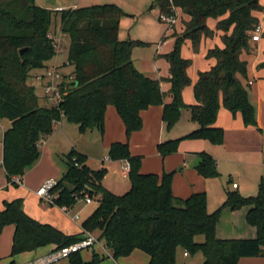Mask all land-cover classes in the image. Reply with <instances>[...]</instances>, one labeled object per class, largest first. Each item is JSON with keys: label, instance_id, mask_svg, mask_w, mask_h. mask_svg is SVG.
Listing matches in <instances>:
<instances>
[{"label": "trees", "instance_id": "16d2710c", "mask_svg": "<svg viewBox=\"0 0 264 264\" xmlns=\"http://www.w3.org/2000/svg\"><path fill=\"white\" fill-rule=\"evenodd\" d=\"M156 6L160 15H175V9L180 8L189 17L183 22L182 32L175 34L172 49L163 54L169 64V102H164L166 92L161 89L160 79L135 67L132 49L144 42L119 37V22L125 13L116 4L51 10L35 0H0V120L11 123L3 134L2 166L7 182L14 176L21 177L38 160L39 144L53 132L56 121L64 117L81 131L97 128L102 132L109 104L115 106L127 138L141 129L140 111L149 105H162L166 129L179 120L183 108H188L197 127L159 142L157 150L162 157L176 151L184 138L221 144L223 129L215 125L221 106L233 114L239 112L245 126L257 125L247 85L238 75H247V62L241 54L251 48L252 31L259 24L254 12L263 10L260 0H156ZM55 11L60 12L62 33L69 37L67 63L73 67V77L63 82L65 88L58 104H41L28 78L32 70L48 67L56 54L55 40L50 36ZM210 18L216 20L222 47L215 45L207 50L206 57L214 58L215 63L198 72L193 84L196 102L187 105L182 93L191 83L187 72L191 59L183 57L180 48L189 39L192 49L198 51L202 38L213 37ZM258 66L264 69V61ZM196 154L194 168L199 174L219 175L211 154ZM109 158L125 159L130 164V187L126 192L116 194L105 188L102 179L106 168H91L86 155L74 148L65 154L66 170L52 187L58 206L74 205L73 193L79 197L88 194L97 202L81 221L80 232L67 234L33 218L24 211L20 197L5 200L0 209V234L6 225L14 226L9 256L48 244L56 250L82 239L85 231L95 233L114 259L126 257L137 248L148 254L146 264H175L178 248L189 254L200 250L202 264H237L241 257L264 256V175L255 195L244 196L226 187L222 204L209 212L205 191L184 198L174 195V170L162 174L141 172L142 157L131 154L127 141L111 142ZM224 207H248L245 219L255 227L256 235L217 237L216 226ZM197 235L203 240L197 241ZM104 258L96 251L89 260L82 259L79 251L69 255L70 264H99Z\"/></svg>", "mask_w": 264, "mask_h": 264}, {"label": "rangeland", "instance_id": "374dc122", "mask_svg": "<svg viewBox=\"0 0 264 264\" xmlns=\"http://www.w3.org/2000/svg\"><path fill=\"white\" fill-rule=\"evenodd\" d=\"M35 2L37 5L49 8L51 10H57L59 6H62L63 8H69L73 5L87 6L92 4L105 3L116 4L125 13L120 18L119 37L121 39L132 38L143 41L144 44L133 47V59L136 63H138V66L141 67L142 71L149 72L152 75L156 74V70L153 65V51L157 46V42L160 41L161 36L165 31V28L168 26V24L160 18V12L158 7L156 6V0H35ZM181 15L182 16H180L179 18L180 25L183 24L182 18L186 19V16L183 13ZM176 22H178L177 16L175 23ZM214 23L215 19L210 18L208 24L212 28H214ZM261 27L264 33V18ZM50 35L58 43V48H56V54L48 61L47 64L48 66H58L60 71L64 74L65 79H68V77L71 75H69V73L72 71L73 67L72 65H69L67 63L69 37L66 34L62 33L60 29L59 11L53 12L52 23L50 26ZM204 38L206 39L209 37ZM204 38H202L200 41L198 51H193L191 41L189 39H186L182 43L180 48V52L182 55L192 59L191 66L189 68L191 83L183 89L182 93L184 98L183 100L187 103L193 101V79L196 78L199 71L205 70L209 67V63L205 59L206 51L204 52V47L209 42V40L204 41ZM214 39L218 40L219 38L214 37ZM205 42L207 43L205 44ZM161 57L164 56L162 55ZM44 71L45 69L32 70L31 75L28 78V82L34 86L35 92L39 96V102L41 104H50L47 98H45L43 82L37 77V75H40ZM247 89L249 98L256 112V105L252 99V89L250 86H248ZM187 94L189 101H187ZM150 107H159V105H149L143 110H147ZM179 119L180 121L178 123L176 122L177 124L175 123L170 129H166L165 125H163L165 132L164 134L169 133L170 135H173L185 132L187 125L192 124L190 120V111L188 108L182 109ZM57 124H59V122ZM153 129L155 130L157 129V127H153ZM108 138L109 137L106 138L104 129L102 132L97 128L81 131L76 123L71 122L66 118L62 117L61 127L59 128L56 125L54 132L44 142V144H47L50 149H46L45 152L43 146H41L40 152L42 154H40L38 162L30 170H26L27 172L24 174V176L22 178L20 177L21 182L19 184H14L11 181L7 182L4 169L2 168V166H0V186L2 183L8 185L7 189H2L0 187V193H4L6 190H8L9 192L22 191L25 188L24 186H28V184L34 185L40 182L42 184L46 181V177L49 176L48 174L52 172L54 168L57 170V172H54L53 176L55 180H58L66 166L65 154L71 148L82 150L86 155V163L93 169H96L100 166H108V164H110L111 172H109L108 174L106 172L107 175H104L102 179V185L106 186L111 190H114L115 192H117L116 194H122L126 192L130 187V181L128 177H122L123 175H121L120 173L121 159H111L109 161L108 157L110 143L107 144ZM129 138L126 137L125 133L124 141H127L129 151L131 152L129 146ZM188 140L191 139H181L178 144L177 150L165 156L167 157V161L176 167L173 176L177 173H179V176H182L184 174L182 173V170L183 168H185V163L182 159L177 160V158H175L174 156L179 154L182 143ZM200 141H202L206 148L215 150L213 151L214 153L211 154L214 158H216L217 170L219 171V175L205 177L199 174L197 170L193 168L192 176L190 174H184V177L186 176L185 181L189 183V185L192 184L193 187L205 191L207 200V210H209V212L213 211L222 204L225 199L224 187L228 186L230 189H232V182H236L239 185L238 190L240 194L244 196L255 195L257 193V183L259 176L260 174L264 175V142L263 144L256 145L254 139L248 140L247 142L249 143V145L246 146H250V150L252 151L249 152L241 150L235 155H221V153L218 151V149H220V146L218 144H214L208 139L200 138ZM157 144L154 145L153 152H151L149 145L143 147L141 157L142 163L144 164V168L153 170L155 168L162 167V162L160 161L161 155L157 150ZM50 150H53V152L52 155L49 157ZM1 155L2 146L0 144V158ZM41 156L44 158L42 159ZM112 170H114V172ZM180 180L182 181L183 179ZM50 205H54L58 212L63 213L60 209H58L56 204ZM96 205V201L85 203L83 199H79L76 202L75 208L73 209V211L80 212L78 213L79 218L77 219L76 224H74L73 222L72 223L78 226L77 223H80L84 218H86L90 214V212L96 207ZM225 208L226 207L221 210V215L222 211ZM221 215L219 220H222ZM195 239L197 241H202L203 236L197 235ZM93 251L94 250L92 249V247L82 248L81 250H79V254L81 255L82 259L89 260L92 256ZM96 252L100 254L103 253L101 249H97ZM108 252L110 253V249H108ZM182 252L183 249L179 248L176 264H183L184 262H186V264H202L203 254L200 250H197L194 253H190L189 257H184ZM9 254L10 250L7 253H1L0 251V264L10 263L14 256L11 257L9 256ZM18 257L20 260H24L25 254H23L22 256L17 255L14 257V259L17 260ZM144 257H147V254L142 250L136 248L131 251V253L127 256L125 260H123L127 261L126 263L122 261L119 262V259H114L110 254L109 256H106L99 264H127L131 262L140 263L142 262L141 260H143ZM47 264H70L69 256L58 258Z\"/></svg>", "mask_w": 264, "mask_h": 264}, {"label": "crops", "instance_id": "0c3cea01", "mask_svg": "<svg viewBox=\"0 0 264 264\" xmlns=\"http://www.w3.org/2000/svg\"><path fill=\"white\" fill-rule=\"evenodd\" d=\"M260 2L263 5V10L262 11H256V12H254V14L259 18V25L261 26L263 24V18H264V0H260ZM76 6L77 5H73L72 7H76ZM182 13H183L182 10H180L179 8L175 9V15L178 17V22L171 24V25H169L166 22L168 24V26L165 28V31L163 32L160 41L157 42V46L155 47V49L153 51V65H154V68L156 70V74L152 75L149 72L142 71L141 67L138 66V63H136L133 59L134 58V52L132 51V53H131L132 61L138 70H140L141 72H143L144 74H146L150 77L160 79L161 89L166 92V95L164 97V102H169L171 100L170 95L167 93L168 89L170 87V83L166 79V77L169 76V70H168L169 64L166 61V59L164 57H161V56L172 49V47L174 45L173 41H175V34L181 33L183 28H184V23L182 25H180V23H179V18H180V16H182L181 15ZM183 14L186 16V19L182 18L183 22H184V21L188 20L189 17L185 13H183ZM208 21H209V19H208ZM215 23H216V20H215ZM215 23H214V28H212L208 24L214 30V35H213V37L203 39L204 41L209 40V42L207 41L208 43L205 42V44L206 43L207 44L204 47V52L205 51L207 52V50L209 48H212L215 45L222 47V42L220 39V31H217L215 29ZM180 27H181V29H180ZM263 34H264L263 29L261 27L259 40H257V41L251 40L250 50L242 52L241 58L246 60V62H247V75L245 78L242 77L241 75H238V77L241 79V81L245 85H247V87L250 86L252 89V91H251L252 92V99L256 105L257 125L256 126H245L243 124V121H242L238 112L233 114L232 112L228 111L227 108H225L224 106H221L219 108L217 118L215 121L216 126L224 129L223 142L221 144H218L220 146V149H218V151L221 153V155H228V154L235 155L237 152H239L241 150L249 151V152L252 151V150H250V146H246V145H249V143L247 142L248 140L254 139V141L256 142V145L263 144V142H264V69L260 68L258 66L259 63L264 61V36H263ZM214 37L215 38L217 37L219 39L215 40ZM182 56L186 57L184 55H182ZM186 58H189V57H186ZM205 59L209 63V67L207 68V69H209L215 63V59L214 58H208V57H206V55H205ZM191 63H192V59H191ZM190 66H191V64H190ZM190 66L187 69L188 75H189ZM207 69H205V70H207ZM71 73H72V71L69 74H71ZM189 77H190V75H189ZM190 79H191V77H190ZM196 79H197V76H196V78L193 79L194 81H192L193 101L190 103L185 102L187 104H194L196 102L194 95H193V84L195 83ZM187 101H189L188 100V94H187ZM140 116L142 119V127L140 130L134 131L129 138V146H130L131 154H134V155H141L143 152V147L148 146V145L150 146L151 152H153L155 144H157L161 141H164L166 139L176 138V137H179L181 135H184V134L188 133L189 131H191L192 129L197 127V123L192 121L190 118L192 124L187 125L185 132H182L179 134H173V135H170L169 133L164 134L165 132H164V128H163L164 123L162 120V105H159V107H150L147 110H141ZM179 121H180V119L177 121V123ZM58 122H59V124H57ZM10 125H11V123L8 119H1L0 120V132H1L0 144L2 146V155L0 158V166H2V156H3V134H4L5 130L8 127H10ZM56 125L59 128L61 127V119L54 123V130H55ZM153 127H157V129L154 130ZM54 130H53V132H54ZM104 131L106 134V138L109 137L107 139L108 140L107 144L114 142V141L124 142V140H125L124 124H123L121 118L119 117L115 107L112 104H109L106 108V111H105ZM49 136H47L45 139H43L39 144V148H41V146H43L45 152H46V149H50V147H48L47 144H44V142L47 140V138ZM76 150L85 154L82 150H78V149H76ZM205 150H207L206 152L209 151L210 152V153L208 152L209 154L214 153L213 151H215L214 149L206 148L204 146V144L202 143V141H200V139H191L188 141H184L181 145V149H180L179 154L174 156L175 158H177V160L182 159L183 162L185 163V168H183L182 173L190 174L192 176L194 165L198 160V155L196 153L199 151H205ZM52 152H53V150H50L49 157L52 155ZM40 154H42V153L40 152ZM39 158H40V156H39ZM39 158H38V160H39ZM41 158L43 159L44 157L41 156ZM166 158L167 157L161 156L162 160L160 159V161L162 162V167L155 168L153 170L144 168V164L142 163L141 164V172H143V173L153 172V173H157V174H162V172H164V171L175 170L176 167L174 165L170 164ZM108 159H109V161L111 160V158H108ZM214 159L216 160V158H214ZM38 160L33 164V166L38 162ZM126 162H127L126 160L121 159L120 173H121V175H123L122 177H128V173H126L124 170V166H125ZM165 162H166V164H165ZM263 163H264V160H263ZM216 164H217V161H216ZM33 166H31L29 169H27V171L30 170ZM100 167H105L107 170V174L109 172H111L110 171V169H111L110 164H108V166H100ZM100 167H98V168H100ZM2 168H3V166H2ZM65 170H66V166L64 168V171ZM27 171H25V173ZM112 171L114 172V170H112ZM4 172H5V170H4ZM54 172H57V170L55 168L53 169L52 172H50L48 174L49 176L46 177V180L50 179V178L54 179V176H53ZM63 172H62V174H63ZM24 174L21 176V178L24 176ZM178 174L179 173L175 174L173 176V179H172V191H173L175 196L184 198V197H187L188 195H190L192 192L204 191L202 189H198V188L193 187L192 184L189 185V183H187L185 181L186 176L184 177V174L182 176H179ZM262 175L263 174H260L259 179ZM180 179H183V180L181 181ZM259 179H258V182H259ZM6 180H7V178H6ZM232 183H236V182H232ZM232 183H231L232 189L238 190L239 185L237 184L236 187H233ZM40 184H41V182L38 184L36 183L34 185H31V184H28V186L25 185L24 186L25 188L22 191H10L9 192L8 190H6L4 193L1 192L0 193V209L3 208V202L5 200H11L13 198L20 197V198H22V201H23L22 206H23L24 211L27 214H29L30 216H32L33 218H35L41 222L50 223V224L54 225L55 227L59 228L60 230H62L64 233H67V234H73V233L80 232L82 230L81 222L77 223L78 226H76L74 224H76L77 219L72 218V216L74 214L80 213L79 211H73V209L76 206V203L70 207L68 212H65L60 206L56 205L58 207V209H60L63 213L58 212V210H56L54 205L44 203L42 201L41 197L37 195L36 190L38 189ZM257 186H258V183H257ZM0 187L2 189L3 188L7 189L8 185L5 183L4 184L2 183ZM104 187L107 188L106 186H104ZM226 187H228V186L224 187L225 192H226V190H225ZM107 189L114 192V193H117L114 190H111L109 188H107ZM245 196H247V195H245ZM247 209H248V207H242V208L237 209V210H231V209L226 207L222 211V215H221L222 220H218V222H217L216 236L219 238L254 237L256 234V229L254 226L248 224L246 222V219H245ZM13 232H14V226L13 225H6L3 228V231L0 234V251H1V253H7L10 250ZM92 249L94 251H96L97 249H101L103 251V249L99 245H96ZM53 250H54V245L48 244L45 246L38 247L35 250H31V251H27V252L17 254L18 256H22L23 254H25L24 260H20L19 257L17 258V260L14 259V257L17 255H15L12 260L14 261V264H22L25 262L34 261L35 259H37L39 257H43V256L49 254L50 252H52ZM178 252H179V248L177 249L176 259H177ZM185 252L186 251L183 250V252H182L183 256L189 257L190 254L189 253L184 254ZM100 255H103L105 257L109 256V254H106L104 251ZM126 258H127V256L126 257H120L118 259H119V262L122 261V262L126 263L127 261H123ZM141 261L142 262H140V263H135V262L134 263L131 262V263L132 264H146L149 261L148 254H147V257H144L143 260H141ZM131 263H127V264H131ZM175 264H176V262H175ZM183 264H186V262H184ZM237 264H264V256L241 257L238 260Z\"/></svg>", "mask_w": 264, "mask_h": 264}, {"label": "built area", "instance_id": "2783aa9c", "mask_svg": "<svg viewBox=\"0 0 264 264\" xmlns=\"http://www.w3.org/2000/svg\"><path fill=\"white\" fill-rule=\"evenodd\" d=\"M64 9L62 6H59L57 10ZM161 20L167 22L169 25L175 23L176 21V15H160ZM260 31L261 26L258 24L252 31V40L257 41L260 38ZM55 47L58 48V43L55 41ZM70 75V74H69ZM40 80L43 82L44 91H45V97L51 104H58L60 100L62 99L63 92L65 85H63L64 81L71 80L73 77V74L68 77V79H65L64 74L60 71L58 66H48L45 68V71L37 76ZM109 158V157H108ZM130 169V164L126 162L124 166V170L126 173H128ZM12 183L19 184L21 182V179L19 176H14L10 180ZM9 181V182H10ZM56 184V180L53 178L47 179L45 182H43L38 189L36 190V193L38 196L41 197L42 201L44 203L48 204H54V200L56 197V192L52 191V187ZM233 187L237 186V183H232ZM71 196L76 200V202L79 199H83L85 203H90L94 199L88 194H84L83 197H79L76 193L71 194ZM65 212H68L70 207L67 205L60 206ZM73 219H78L79 214L76 213L72 216ZM96 245H99L103 251L106 254L110 253L108 252V248L102 244L95 233L91 231H85V235L82 239L71 243L69 245L60 247L56 250H53L49 254L39 257L35 259L34 261L25 262L22 264H47L53 260H56L61 257H68L70 254L81 250L82 248H89V247H95ZM184 254H187L185 252Z\"/></svg>", "mask_w": 264, "mask_h": 264}, {"label": "water", "instance_id": "95a60500", "mask_svg": "<svg viewBox=\"0 0 264 264\" xmlns=\"http://www.w3.org/2000/svg\"><path fill=\"white\" fill-rule=\"evenodd\" d=\"M23 49H21V51H22ZM228 77L231 79V78H233V75H232V73L231 72H228ZM76 82H73V84H75Z\"/></svg>", "mask_w": 264, "mask_h": 264}]
</instances>
